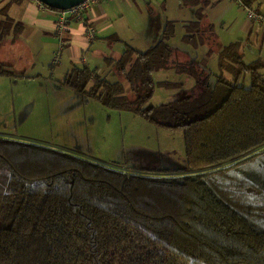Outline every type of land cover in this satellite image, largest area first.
Returning a JSON list of instances; mask_svg holds the SVG:
<instances>
[{
	"label": "trees",
	"instance_id": "trees-1",
	"mask_svg": "<svg viewBox=\"0 0 264 264\" xmlns=\"http://www.w3.org/2000/svg\"><path fill=\"white\" fill-rule=\"evenodd\" d=\"M9 5L1 12L0 45L23 30L7 15ZM182 5L196 7L182 41L193 48L205 45L217 56L212 88L205 65H178L194 88L168 104L146 106L155 90L152 74L166 69L173 54L172 22L144 52L124 44L119 59H104L128 84L129 95L121 82H108L84 65L73 66L60 85L106 108L180 131L186 171L196 175L123 173L0 136V264H264V179L229 173L264 154V61L244 63L240 42L220 44L205 21L206 3L182 0ZM107 41L121 42L114 34ZM246 75L247 88L240 82ZM0 76L16 77L2 64ZM157 86L183 87L167 81Z\"/></svg>",
	"mask_w": 264,
	"mask_h": 264
},
{
	"label": "rangeland",
	"instance_id": "rangeland-1",
	"mask_svg": "<svg viewBox=\"0 0 264 264\" xmlns=\"http://www.w3.org/2000/svg\"><path fill=\"white\" fill-rule=\"evenodd\" d=\"M125 1L129 5H118V0L104 4L115 3L109 7L112 15H116L117 11L123 12V19L119 20L116 15L110 20L115 26L114 29L122 31L127 37L126 42L139 52H144L160 41L167 22L174 24L173 36L168 41L173 54L166 69L152 74L155 90L146 106L168 104L184 97L194 88L193 79L176 70L178 65H205L209 74L208 85L213 87L215 77L219 75L216 54L208 53L205 45L193 48L182 41L184 22L193 21L195 18L194 7H184L182 0ZM213 4L206 8L205 16L214 25V33L221 44L241 41L244 63L257 59L264 61V28L260 29L258 38L255 32L246 35L245 32L242 33L240 25L233 22L234 10L223 12V7H218L219 3ZM245 15L244 13L243 16ZM128 24L132 26L131 31L127 30ZM108 33L105 35L113 32ZM103 37L105 36H98L99 41ZM54 44L56 43L52 39L45 40L36 56L38 61L35 68H25L26 75L41 74L46 77L47 83L38 79L0 77V133H4L0 136L75 154L123 173L153 171L149 175L162 178L176 177L175 174L178 173L190 177L196 175L186 171L184 143L180 131L159 128L135 114L106 108L94 99L78 97L70 89L60 86L58 82L64 78L67 54L60 61L64 63L62 69H59L60 66L49 69L52 60L49 58L50 54L59 52L58 49L52 51L56 47ZM91 45L93 46L90 50L82 54L89 61L88 67H98L97 73L108 82H121L129 95L128 84L115 71L113 64H106L102 57L93 54L101 49L110 56V49L105 41ZM113 46L124 48L123 42ZM22 63L20 62V67ZM26 64H23V68ZM260 72L264 77V69ZM223 76L228 78L226 74ZM163 81L180 83L183 87H158L157 84ZM240 82L247 88L248 75ZM229 173L250 181H261L264 179V154L231 168Z\"/></svg>",
	"mask_w": 264,
	"mask_h": 264
},
{
	"label": "crops",
	"instance_id": "crops-1",
	"mask_svg": "<svg viewBox=\"0 0 264 264\" xmlns=\"http://www.w3.org/2000/svg\"><path fill=\"white\" fill-rule=\"evenodd\" d=\"M245 1L246 3H248V5H244V3L243 6H240L236 3L235 0H200L201 4L206 3V6L204 7V15L206 8L210 6L211 3H219L218 7H223V12H226L229 9L234 10L235 13H233L235 15V19L233 20V22H237L240 25L242 33L245 32L246 35H250L255 32L256 37L258 38L260 36L259 31L260 29L264 28V24L250 21L246 18V15L245 17L243 15L244 13L246 14L247 10H250L261 16H264V0ZM105 2L110 3L111 0ZM105 2L95 5H89L87 8H85L84 11L81 12V14L72 15L67 13V11L62 12L49 9L48 7L39 3L37 0H0V21L3 19V16L1 14L2 8L6 6V4H10L7 10V15L12 20H14L15 22H19L23 26L22 33L18 37L9 36L3 41V43H1L0 64L11 67V69L14 71L15 76L18 78H21L19 76H22V78L24 79H38L43 80L45 81V83H47L48 80L46 79V77H42L41 74L32 76L26 75L25 68H28V66L35 68L36 62L38 61H36V56H38V51L41 45H43L45 40L50 39H52L54 43H56L54 44L56 47H53L52 51L55 52L58 49L59 52L55 53V55L50 54L49 58L50 60L52 58V60L49 65V69L50 67L57 66H60L59 69H62L64 63H60V61L67 54L66 64L63 69L64 78L73 66L80 67L84 65L88 67L89 61L84 58L82 54L90 50V48L93 46L91 45V43H102L103 41H105V44L110 49L109 57L101 49L93 52V54L102 57L103 60L105 58L113 60L119 59L124 48H114V44L108 42L107 37L114 34L119 38L121 42H123V45L126 44L130 47L132 46L128 42H126L127 37H125L122 31L114 29L115 26L110 20V18H113V16L116 15L117 17H119V20L123 19V12L117 11L116 15H112L109 7L115 5V3L108 5L104 4ZM117 4L129 5V3H127L125 0H118ZM194 8L196 9V7ZM205 21L206 23L211 24L214 30V25L206 20V16ZM185 23L186 22H184V24ZM127 30H132V26L130 24L127 25ZM108 32L113 33H111L110 35H105L109 34ZM98 36L105 37L100 39L102 41H99ZM262 40H264V37H262ZM218 42L221 44L219 40ZM235 42H240L241 44V41ZM59 56L60 59H58ZM56 57L57 59H55ZM20 62H23L21 67ZM44 62L46 63L47 61ZM25 63H27L26 67L24 66L23 68V64ZM97 68L98 67L94 69ZM60 83L61 81L58 82L59 85ZM4 99L7 102V98L5 95ZM14 117H16V113ZM0 120L2 119L0 118ZM7 139L10 138L7 137Z\"/></svg>",
	"mask_w": 264,
	"mask_h": 264
},
{
	"label": "built area",
	"instance_id": "built-area-1",
	"mask_svg": "<svg viewBox=\"0 0 264 264\" xmlns=\"http://www.w3.org/2000/svg\"><path fill=\"white\" fill-rule=\"evenodd\" d=\"M105 1H108V0H86L85 2L80 4L79 6L67 11V13L72 14V15H79L89 5H92V4L95 5V4H99V3L105 2ZM235 1L240 6H243V3L241 2V0H235ZM246 18L248 20H250V21H254V22H258V23L264 24V16H261V15L255 13V12L250 11V10L246 11ZM55 59H57V57Z\"/></svg>",
	"mask_w": 264,
	"mask_h": 264
},
{
	"label": "water",
	"instance_id": "water-1",
	"mask_svg": "<svg viewBox=\"0 0 264 264\" xmlns=\"http://www.w3.org/2000/svg\"><path fill=\"white\" fill-rule=\"evenodd\" d=\"M42 5L57 11H69L73 9L86 0H37Z\"/></svg>",
	"mask_w": 264,
	"mask_h": 264
}]
</instances>
